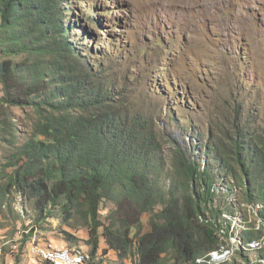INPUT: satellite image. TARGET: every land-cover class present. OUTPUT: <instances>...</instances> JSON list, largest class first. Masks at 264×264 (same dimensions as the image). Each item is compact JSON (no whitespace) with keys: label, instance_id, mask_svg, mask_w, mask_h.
I'll list each match as a JSON object with an SVG mask.
<instances>
[{"label":"trees","instance_id":"trees-1","mask_svg":"<svg viewBox=\"0 0 264 264\" xmlns=\"http://www.w3.org/2000/svg\"><path fill=\"white\" fill-rule=\"evenodd\" d=\"M65 5L66 0H0V59H5L0 62V103L31 107L40 117L31 139L20 146L13 140L8 146L14 159L23 157L24 162L0 185V214L14 192L24 199V213L26 201H33L36 224L54 210L65 222L84 211L87 245L94 257L102 226L99 204L125 200L139 207V215L151 214L150 231L142 234L140 220L133 214L121 230L112 233L106 228L108 248L120 260L136 251L141 264H200L209 254L208 263L221 245L218 231L227 227L221 217L224 212L243 214V203L260 204L258 216L264 220L262 134L244 127L229 147L206 146L216 151L218 172L209 167V152L202 164L178 153L175 164L183 184L171 186L165 198L152 185L158 186L155 175L163 172L161 166L154 169L152 120L122 103L113 74L85 63L86 51L70 38ZM105 78L110 87L105 86ZM232 196L234 200L224 199ZM155 205L161 210L154 214ZM8 211H13L10 203ZM131 229H135L133 239ZM64 234L67 241L75 240ZM261 236L243 233L245 240ZM239 256L249 258L241 252Z\"/></svg>","mask_w":264,"mask_h":264},{"label":"rangeland","instance_id":"rangeland-1","mask_svg":"<svg viewBox=\"0 0 264 264\" xmlns=\"http://www.w3.org/2000/svg\"><path fill=\"white\" fill-rule=\"evenodd\" d=\"M194 1L66 0L65 5L69 8L66 21L70 38L77 48L86 51L82 53L85 63L113 74L122 103L152 120L150 132L156 138L152 147L154 169H163L155 175L158 186L152 185L164 192L165 198L171 186L183 184L175 164L178 153L202 164L209 152V167L218 172V163L213 160L216 151L206 146L229 147L244 127L262 134L264 140V0ZM103 82L111 86L110 80L105 78ZM128 106L124 109L134 114ZM39 124L40 117L33 108L0 103V185L24 162L23 157L14 159L8 146L13 140L20 146L31 139ZM8 198L13 211L9 213L4 204L0 214V264H47L31 251L34 237L42 246L80 248L91 254L84 211L65 222L61 212L54 210L36 224L33 201H26L24 213L20 194L14 192ZM138 208L125 200H103L99 204L102 226L98 231V253L92 256L95 264H141L136 251L120 260L103 236L106 228L112 233L121 230L132 214L139 218L142 234L148 233L151 214L139 215ZM242 208L244 213L236 214L248 225V220L256 219L254 211L246 203ZM160 210V206L153 208L154 214ZM248 231L261 233L263 248L253 253L242 251L251 253L247 260L234 256L228 264H264L259 262L264 258V226L258 229L257 221L254 228H246ZM64 232L75 240L67 241ZM134 235L135 229H131L129 237L133 239ZM7 241L13 243L3 245ZM15 244L17 249L12 248ZM208 259L209 254L200 264H213V258L207 263Z\"/></svg>","mask_w":264,"mask_h":264},{"label":"bare ground","instance_id":"bare-ground-1","mask_svg":"<svg viewBox=\"0 0 264 264\" xmlns=\"http://www.w3.org/2000/svg\"><path fill=\"white\" fill-rule=\"evenodd\" d=\"M194 3L197 4L199 2L195 0ZM255 207L257 208V210H255ZM255 207L252 206L251 209H253L254 211V217L258 221V229H260L261 225L264 226V221L258 216V210L260 209V206L257 205ZM221 217L223 220V224H228L230 229H228L227 227L221 228L220 230L218 229L221 245L220 248L218 249L216 256L213 257V262H212L213 264L231 263L237 256H239V254L237 255L238 251L239 252L242 251L258 252L257 250L261 251V248H263V243L260 238L242 241V236L246 228L250 230L256 226L257 224L256 219L248 220L247 221L248 225H246L245 220L238 214L228 216L224 212ZM249 224H251V226H249ZM10 242L11 241H7L3 245L9 244ZM12 243L13 242H11L10 244ZM12 248L17 249L18 245L15 244L12 246ZM30 248L36 257H38L40 260L44 261L47 264H95L92 255L83 249L56 248L53 247L52 245L42 246L37 242L36 237L32 239ZM53 253L58 254L62 257H70L73 260V263H63L62 261L58 260ZM234 256L236 257L232 260ZM259 262L263 263L264 258L259 259Z\"/></svg>","mask_w":264,"mask_h":264},{"label":"built area","instance_id":"built-area-1","mask_svg":"<svg viewBox=\"0 0 264 264\" xmlns=\"http://www.w3.org/2000/svg\"><path fill=\"white\" fill-rule=\"evenodd\" d=\"M53 254L58 260L62 261L63 263H73V260L70 257H62L58 254H55V253Z\"/></svg>","mask_w":264,"mask_h":264},{"label":"clouds","instance_id":"clouds-1","mask_svg":"<svg viewBox=\"0 0 264 264\" xmlns=\"http://www.w3.org/2000/svg\"><path fill=\"white\" fill-rule=\"evenodd\" d=\"M256 205H258V206H260V204H256ZM256 205H248V206H256ZM260 209H261V206H260ZM242 215V214H241ZM243 216V215H242ZM135 253V251L133 252V254ZM242 253V252H241ZM253 253V252H252ZM243 254H251V253H243ZM139 255V254H138ZM132 255H128V257H131ZM139 258H140V256H139ZM124 260V259H123ZM127 262V261H126Z\"/></svg>","mask_w":264,"mask_h":264},{"label":"crops","instance_id":"crops-1","mask_svg":"<svg viewBox=\"0 0 264 264\" xmlns=\"http://www.w3.org/2000/svg\"><path fill=\"white\" fill-rule=\"evenodd\" d=\"M38 258V257H37ZM42 261V260H41ZM42 262H44V261H42Z\"/></svg>","mask_w":264,"mask_h":264}]
</instances>
